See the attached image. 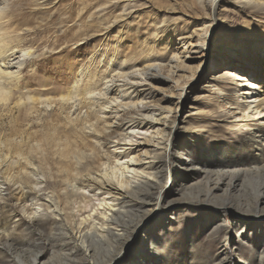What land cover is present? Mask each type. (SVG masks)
<instances>
[{
    "label": "bare ground",
    "instance_id": "6f19581e",
    "mask_svg": "<svg viewBox=\"0 0 264 264\" xmlns=\"http://www.w3.org/2000/svg\"><path fill=\"white\" fill-rule=\"evenodd\" d=\"M224 1L196 0L207 17L202 19V26L196 24V29L180 37L188 46L186 51H176L171 56L160 52L159 46L147 49L149 42H145L143 48L132 49L130 56L124 53L123 62L115 52H104L102 56L107 61L99 74L92 76V69L84 66L68 89L33 94L20 89L21 74L32 50L11 43L6 27L10 23L8 6L0 0V119L11 118L9 132L0 133V196L13 188L22 192L18 202L23 204V212L14 213L16 226L23 224L34 234L48 232L49 245L54 236L61 237L69 248L63 249L64 244H60L61 250L54 254L65 264H148L141 256L124 254L123 249L129 243L136 248V234L150 214L171 206L163 181L176 171L193 170L206 177L205 195L198 197L202 207L218 191L226 195L231 187L240 184V180L231 178L232 165L224 158L216 161L214 154L205 153L207 157L196 161L191 157L193 150L178 145L173 139L178 128L170 116L179 109L180 87L190 86L207 61L208 51L220 46L215 44L214 36L222 26L217 12ZM242 3L264 13V0ZM174 11L173 7L164 9V22L168 12ZM221 46L214 55L215 65L202 78L208 81L205 86L209 85V92L218 87L217 97L225 102L220 119L248 123L247 138L256 145L257 159L253 166L235 163L242 172H252L260 178L264 174V93L254 75L221 64L229 48H233ZM193 50L200 54L197 62L190 55ZM251 50L264 55L259 42L253 41ZM137 56L140 64L128 68L126 59L134 61ZM220 82L230 87L224 90ZM166 88L171 89V96L163 95ZM234 92L238 93L236 102ZM157 96H162L160 103L154 101ZM203 97L200 94L195 101ZM53 107L58 110L54 120L43 122L41 113ZM14 112L22 118H13ZM182 131L191 133L186 126ZM177 154L180 159H176ZM6 169L12 174L7 175ZM5 200L4 204L8 199ZM256 200L264 202V194L257 193ZM252 206L242 212V217L235 216L234 224L248 232L262 231L264 211ZM6 208L0 204V245L11 237V232L1 229V214ZM229 210L225 204L212 207L206 212L208 224ZM150 231L142 247H151L157 253V237ZM226 233L223 230L215 236L227 241L226 246L242 245L223 236ZM99 248H106L108 253L103 254L102 263L95 261ZM218 258V264L229 259L235 262L228 252ZM260 260H264V251ZM14 264L42 263L36 256L32 262L14 260Z\"/></svg>",
    "mask_w": 264,
    "mask_h": 264
},
{
    "label": "rangeland",
    "instance_id": "374dc122",
    "mask_svg": "<svg viewBox=\"0 0 264 264\" xmlns=\"http://www.w3.org/2000/svg\"><path fill=\"white\" fill-rule=\"evenodd\" d=\"M1 1L8 6L6 16L10 23L6 27L11 43L32 50V56L26 60L21 74L20 89L33 94L68 89L84 66L92 69V76L94 73L99 74L107 61L102 56L104 52H115L122 61L124 53L130 56L132 49L143 48L145 42H149L147 49L152 45L159 46L160 52L171 56L173 52L186 51L188 46H184L180 37L196 29V24L202 26V19L207 17L196 0ZM221 5L217 18L222 26L214 36L215 44L220 43V46L211 47L208 51L207 61L198 71L200 79L197 77L190 86L180 87L179 109L170 116L175 118L178 128L173 135L178 145L193 150L191 157L196 161L207 157L205 153L214 154L216 161L224 158L232 165L231 178L240 180V184L231 187L226 195L224 191H218L213 195L215 198L212 196L207 206L202 207L198 197L205 195L207 179L203 174L179 170L175 175L166 176L163 191L168 201L172 202L171 206L150 214L136 234V248L133 243H129L123 249L124 254L141 256L148 264H218L219 255L226 252L231 253L235 262L229 259L221 262L223 264H264V260H260L261 252L264 251V230L248 232V229L234 224L235 216L242 217V212L252 205L253 209L264 211V202L256 200L257 193L264 194V174L256 178L252 172H242L235 163L238 161L253 166L257 159L256 145L247 138V122L233 124V119L223 121L218 117L226 108L225 102L217 97L218 87L209 92V85L205 86L208 81L202 78L215 65L217 48L226 44L236 49L226 50L227 56L222 58L221 64L235 66L237 70L254 75L264 93V55L251 50L253 41L264 47V13L244 6L242 0H225ZM172 7L175 8L174 13L168 12L164 22V9ZM163 28L168 30L162 33ZM162 37L167 38L163 40ZM244 49L250 50L246 52ZM190 55L196 58L194 62L200 57L195 50ZM126 60L128 68L140 64L138 56L134 61L129 58ZM221 87L227 90L230 86L225 83ZM170 91L166 88L163 95L171 96ZM234 93L232 98L236 102L238 93ZM200 94L204 97L195 101ZM162 96H157L154 101L160 103ZM57 111L54 107L46 109L40 119L49 123L54 120ZM17 117L22 118V115L14 112L13 118ZM10 122L9 116L0 119V133L9 132ZM185 126L191 133L182 131ZM180 158L177 154L176 159ZM5 172L7 175L12 174L10 169ZM19 192L13 188L0 196V204L7 205L1 214V229L11 232L7 242L3 241L0 245V264H14V260L32 262L36 256L41 258L42 264H65L54 254V251L61 250L60 244H64L63 249L69 248L61 241V237L54 236L53 243L49 245L48 232L38 231L34 234L23 224L22 227L16 226L18 223L14 213L23 212V204L18 202L22 195ZM3 198L8 199L5 204ZM192 201H195L194 205L185 204ZM221 204L229 206V212L223 213L209 225L206 212ZM150 229L151 234L155 233L160 247L157 253L151 247L147 250L142 247ZM223 230L227 232L223 236L240 241L242 245L226 246L227 241L215 236ZM104 253L108 254L106 248H99L95 261L102 263L105 260Z\"/></svg>",
    "mask_w": 264,
    "mask_h": 264
},
{
    "label": "snow or ice",
    "instance_id": "6c2138e0",
    "mask_svg": "<svg viewBox=\"0 0 264 264\" xmlns=\"http://www.w3.org/2000/svg\"><path fill=\"white\" fill-rule=\"evenodd\" d=\"M259 146V145H258Z\"/></svg>",
    "mask_w": 264,
    "mask_h": 264
}]
</instances>
